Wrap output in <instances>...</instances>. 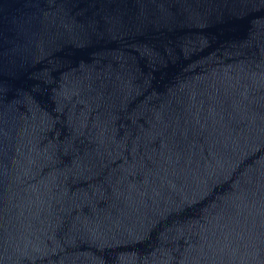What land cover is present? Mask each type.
Listing matches in <instances>:
<instances>
[{"label": "water", "instance_id": "95a60500", "mask_svg": "<svg viewBox=\"0 0 264 264\" xmlns=\"http://www.w3.org/2000/svg\"><path fill=\"white\" fill-rule=\"evenodd\" d=\"M0 264H264V0H0Z\"/></svg>", "mask_w": 264, "mask_h": 264}]
</instances>
